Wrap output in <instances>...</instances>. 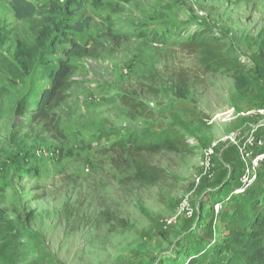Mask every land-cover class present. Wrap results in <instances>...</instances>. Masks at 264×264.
Returning <instances> with one entry per match:
<instances>
[{
  "label": "rangeland",
  "instance_id": "rangeland-1",
  "mask_svg": "<svg viewBox=\"0 0 264 264\" xmlns=\"http://www.w3.org/2000/svg\"><path fill=\"white\" fill-rule=\"evenodd\" d=\"M26 1L36 12L18 19L0 0V245L11 244L0 264H189L226 234L234 190L262 184L243 140L264 134V115L240 113L264 110V0ZM202 32L242 64L246 85L183 46ZM72 41L97 52L68 58L56 133L32 114ZM168 128L186 151L109 150L126 132ZM230 132L239 144L224 141Z\"/></svg>",
  "mask_w": 264,
  "mask_h": 264
},
{
  "label": "trees",
  "instance_id": "trees-1",
  "mask_svg": "<svg viewBox=\"0 0 264 264\" xmlns=\"http://www.w3.org/2000/svg\"><path fill=\"white\" fill-rule=\"evenodd\" d=\"M11 7L18 19L31 17L36 12V7L26 0H11ZM87 21L75 22L71 29L81 32ZM206 33L194 34L183 46L199 55L200 62L207 71L227 72L234 78L238 87L246 85L249 78L243 74L242 64L226 54L218 39L206 36ZM96 52L97 47H89L87 42L85 44L71 42L70 47L64 52L66 58L50 73L51 85L41 93L32 114L34 120L60 133L55 109L67 99L75 71L68 58L92 56ZM28 53L24 46L19 45L15 54L24 69L30 67ZM183 85L185 87V82ZM186 149L185 139L176 128L126 132L109 147L115 154L121 151L133 158H142L144 154L158 153L161 150L186 151ZM138 168L146 174L158 173L157 167L148 164L144 159L139 161ZM260 177L261 185L234 194L235 206L227 218L226 234L215 242H209L203 248H197L189 264H264V176ZM10 249L11 244H1L0 254L4 257Z\"/></svg>",
  "mask_w": 264,
  "mask_h": 264
},
{
  "label": "built area",
  "instance_id": "built-area-1",
  "mask_svg": "<svg viewBox=\"0 0 264 264\" xmlns=\"http://www.w3.org/2000/svg\"><path fill=\"white\" fill-rule=\"evenodd\" d=\"M249 113L252 114H257V115H264V110L263 109H257L256 111H250V112H246L243 113L241 112L240 115H248ZM224 141H226L227 143H232V144H239L238 141V136L236 134V132H230L229 134H227L224 138ZM244 146L247 148V150L245 151V156L247 158H250V165H251V170L252 171H256L257 168H259L261 166L262 163H264V151H258L255 152L252 151L251 149L253 147H262L264 146V134L257 136L255 134L254 130H251L245 137L243 140ZM213 155V151L211 148H207V150L204 151V160H203V164H204V170L205 171H209L210 167L212 165V156ZM256 175V174H254ZM246 178V177H245ZM250 183V182H248ZM245 190L244 188H239V189H235L234 192L235 193H239ZM218 203L215 204V208L218 209ZM170 223V221L168 220V224Z\"/></svg>",
  "mask_w": 264,
  "mask_h": 264
}]
</instances>
